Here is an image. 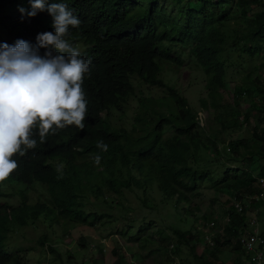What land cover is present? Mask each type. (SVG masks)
<instances>
[{"label": "trees", "instance_id": "16d2710c", "mask_svg": "<svg viewBox=\"0 0 264 264\" xmlns=\"http://www.w3.org/2000/svg\"><path fill=\"white\" fill-rule=\"evenodd\" d=\"M163 1L47 0L66 3L80 20L78 27H69L65 39L90 61L82 83L87 111L83 128H54L43 142L33 128L36 147L12 157L17 168L0 181V264H28L26 250L12 253L9 240L17 229L39 221L51 230L39 238V246L58 252L61 261L57 229L64 240L73 238V232L92 234L65 252L72 259L75 251L92 247L89 264H101L109 247L118 257L116 237L138 244L139 250L159 237L158 249L179 257L185 247L196 264H241L239 239L250 229L248 219L256 207L264 236L262 200H251L252 207L242 212L233 205L235 199L264 194V64L254 59L264 55V6L259 0ZM2 2L16 14L0 17V44L22 39L35 45L37 34L54 32L47 11L34 17L21 14L20 7L31 10L29 0ZM258 5L261 11L250 17L248 6ZM172 43L189 49L206 75L208 94L201 103L202 111L210 113L207 120L176 83L162 77L165 69L179 72L184 66L179 52L172 55ZM45 51L41 48L39 54ZM230 69L244 77L234 88L233 102L226 103L223 91ZM142 83L165 94L139 96L137 85ZM132 98L137 106L128 121ZM246 127L252 128L251 139L239 136ZM101 140L108 145L106 152L97 147ZM6 186H11L9 192ZM207 187L231 195L212 199V207L224 206L221 217L202 208L199 199ZM132 197L150 211L172 209L180 223L192 222L190 229L167 226L170 236L155 229L152 220L139 218ZM201 222L208 233L198 228ZM212 235L217 243L210 242ZM107 239L113 244L107 246ZM227 247L234 252L231 263L223 260Z\"/></svg>", "mask_w": 264, "mask_h": 264}, {"label": "clouds", "instance_id": "9594fccd", "mask_svg": "<svg viewBox=\"0 0 264 264\" xmlns=\"http://www.w3.org/2000/svg\"><path fill=\"white\" fill-rule=\"evenodd\" d=\"M29 3L31 10L20 7L21 14L34 17L47 11L53 17L54 32L37 34L35 45L22 39L14 45L0 44V181L17 168L12 159L15 154L24 155L25 150L36 147L33 128H38L43 142L54 128H83L87 111L82 83L90 61L65 39L69 27H78L80 20L66 3ZM41 48L46 50L43 56ZM97 147L108 150L103 140ZM100 162L96 155L94 163Z\"/></svg>", "mask_w": 264, "mask_h": 264}, {"label": "rangeland", "instance_id": "374dc122", "mask_svg": "<svg viewBox=\"0 0 264 264\" xmlns=\"http://www.w3.org/2000/svg\"><path fill=\"white\" fill-rule=\"evenodd\" d=\"M173 0H164L163 2L169 3ZM249 16L253 17L254 15H257V12L261 11V6H255V7H249L247 8ZM16 9L11 7L10 5L4 4L2 0H0V17L3 16H15ZM3 31L1 30L0 36H3ZM170 48L172 50V55L175 56L179 52V54L182 56L184 60V66L179 70L177 68H167L162 73V77L166 82H170L172 84H177L178 87L181 89V92L184 96L189 98L192 104H194L197 109L202 111V103L201 100L207 98V90H206V75L201 67H198L195 63V60L190 55L189 49L183 48L178 43H172L169 44ZM79 49H82V46L79 45ZM236 58V56L234 57ZM254 59H256V64H264V55L257 56ZM239 60H242V58H239ZM245 62L251 63L250 59L245 58ZM178 73V77H177ZM264 74V72H263ZM244 77L243 73L234 74L233 69H230L228 71V77H227V88L225 91H223L225 102L226 103H232L233 102V91L236 86V84L240 83ZM135 81H137L136 84H138V79L136 78ZM142 91V94H141ZM137 93L139 96H150V97H161L165 94V91L156 87H151L146 84H141L140 86L137 85ZM137 106L136 100L131 99L130 100V106L127 109V120L129 121V118L133 115V109ZM203 117L209 118L210 113L207 111H202ZM126 120V121H127ZM118 124L127 126V123L125 122H118ZM252 134V128L246 127L243 129V131L239 134L240 137H246L248 139H251L250 135ZM256 175L259 174V171L257 169L253 170ZM41 187V186H40ZM11 186H6V191H10ZM204 196L199 199V201L202 204L203 210L206 212L208 209H214L216 211L217 217H221V215L224 214L225 208L221 204H217L215 206H211L212 199L215 197L227 199L230 198L231 195L227 192L225 194H221L218 191H216L214 188H209L204 190ZM15 202L19 201L18 196H13L12 198ZM4 201H8L9 198L6 197L3 199ZM133 205L138 209L139 218L142 219L143 217L146 218L147 221L152 220L154 222L153 227L158 230H164L169 233L168 230L165 229L167 226H172L175 228H179L182 230L190 229L191 223H180L176 215L174 214L172 209L169 208H162L159 207L156 210H148L147 208L141 207L139 201L132 197L131 199ZM38 224L35 226L32 224L29 227H26L24 229H17L16 233L10 238L9 240V246L10 251L12 253H17L21 249L26 250V257L28 260V264H89V261L92 260V247L88 249L87 251H83L80 254L78 252H74L75 255L74 258H69L68 254H65L66 251L75 250V241L80 240L82 236L89 237L92 236L89 232L81 233V232H73V238H69L64 240L60 234L59 229H57V232H55V237L57 238L55 242L57 243L56 247L59 249V252L61 255L63 254V260H57L58 259V252L55 254H52L49 252L47 248H41L39 246L38 240L39 238L44 234H50L51 230L49 229L48 225L42 224V221L37 222ZM198 228L201 230H206V232H209V227L204 226V222L196 223ZM261 225V222H260ZM140 223H137L136 230L139 229ZM262 226V225H261ZM211 242L217 243L215 241L216 237L213 235L211 236ZM214 237V238H213ZM119 240V243H117V248H119V256L116 257L113 255L111 247L106 248L104 259L101 258V264H119L118 260L122 256H126L127 259H125L124 264H152L154 260H159L162 264H170V263H178L184 260L185 264H196L190 256L189 249L182 247V253L179 257H174L170 254L169 251L164 250L163 248L158 249V240L159 237L154 238L155 244L149 245L147 249L139 250L138 244L135 243H129L126 240L116 237ZM111 239L104 240L107 244V246L110 245V243L113 244V242H110ZM165 241L171 242V240L166 239ZM223 260L231 263L233 261L232 257L234 256V252L230 248H225L223 250ZM94 255H97V253H94ZM134 255H138L137 257H133ZM146 262H145V261ZM187 261V262H186Z\"/></svg>", "mask_w": 264, "mask_h": 264}, {"label": "built area", "instance_id": "2783aa9c", "mask_svg": "<svg viewBox=\"0 0 264 264\" xmlns=\"http://www.w3.org/2000/svg\"><path fill=\"white\" fill-rule=\"evenodd\" d=\"M259 2L264 6V0H259ZM261 182L264 183V180H261ZM248 198L249 200L235 199L233 201L234 207L238 211L242 212L245 208L251 207V200H256V202L262 200V202L264 203V194H262L261 196L251 195L248 196ZM259 211L260 208L256 207L254 212L251 214L250 219H248V222L250 224L249 230L252 231L247 230L239 239L244 252L241 264H264V236L261 233V225L258 220Z\"/></svg>", "mask_w": 264, "mask_h": 264}, {"label": "bare ground", "instance_id": "6f19581e", "mask_svg": "<svg viewBox=\"0 0 264 264\" xmlns=\"http://www.w3.org/2000/svg\"><path fill=\"white\" fill-rule=\"evenodd\" d=\"M249 200V199H248ZM252 207V206H251ZM254 207V206H253ZM255 209V208H254Z\"/></svg>", "mask_w": 264, "mask_h": 264}]
</instances>
